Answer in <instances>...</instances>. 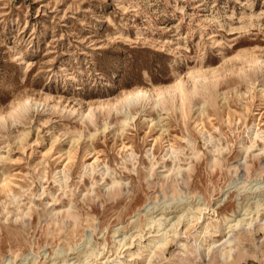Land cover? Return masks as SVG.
Wrapping results in <instances>:
<instances>
[{
	"label": "rangeland",
	"instance_id": "1",
	"mask_svg": "<svg viewBox=\"0 0 264 264\" xmlns=\"http://www.w3.org/2000/svg\"><path fill=\"white\" fill-rule=\"evenodd\" d=\"M197 73L210 82L208 102L200 87L191 103L180 91L167 98L168 108L152 98L99 105L141 84L187 85ZM262 87L264 0H0V263L12 253L20 264L42 249L48 260L62 245L68 254L61 257L72 260L70 248L94 228L100 243L105 231L114 256V227L124 225L136 246L130 216L146 203L200 193L213 204L237 177L264 180L263 141L249 151L241 142L251 143L254 122L264 128ZM26 98L33 104L10 114ZM128 113L135 118L123 128ZM209 134L215 142L205 140ZM170 145L176 166L190 167L183 176L165 174L174 163L164 156ZM96 158L90 175L85 166ZM63 168L65 188L54 178ZM112 177L124 190L107 188ZM237 192L219 213L244 199ZM146 219L139 217L144 232ZM255 231L242 234L233 260L183 254L173 241L152 264H264V224Z\"/></svg>",
	"mask_w": 264,
	"mask_h": 264
},
{
	"label": "bare ground",
	"instance_id": "2",
	"mask_svg": "<svg viewBox=\"0 0 264 264\" xmlns=\"http://www.w3.org/2000/svg\"><path fill=\"white\" fill-rule=\"evenodd\" d=\"M197 77H201L202 80L197 79ZM188 80L190 83L187 85L182 79L158 87L146 84L137 85L125 91L115 102L102 101L99 105H106L109 110L113 107H122L127 103H140L145 99L152 98L159 105L168 108L166 106L167 98H171V96L180 91L183 99L191 103L193 95L199 92L200 87L206 89L205 97L208 102L210 98L208 92L211 87L206 75L204 73L192 74L191 79ZM262 95L264 97V87H262ZM32 104L33 99L26 98L14 104L10 114L19 112L21 109L27 108ZM92 114L93 107L89 106L84 112V115L90 118ZM134 118L135 114L128 113L122 121V127L124 128ZM251 130L254 132V137H251L250 144H244L245 137H243L241 141L242 148L249 151L255 145H259L257 141L261 140L263 143L262 146H259L260 150L258 152V156H260L259 153L264 152V128L258 127V124L254 122L251 126H248L247 136L250 135ZM203 133L205 134L206 132L204 131ZM205 140L207 142H215L212 134L205 135ZM188 141L190 142V140ZM214 145L216 146L214 151L218 153L223 151L224 147H220L216 143ZM133 154L134 152H131L130 156ZM177 154L178 149L173 147V145H170L164 154L165 157L169 156L174 160L173 166L169 168L170 171L165 173L167 176L172 173L176 177L179 175L183 176L182 171L190 169V167L184 168L182 166H176L175 158ZM147 156L151 159L153 151L148 152ZM96 160L97 158L85 166V170L87 172L89 171L90 175L98 170L96 169L98 165V163L97 165L95 164ZM212 160L218 162V158L216 157L212 158ZM151 169H154V164ZM99 170H101V176L104 179L105 175L109 173V166L106 164L100 167ZM69 176V173L64 168L54 174L55 181H58L61 188L67 186ZM4 182L5 186L9 189L8 191L11 192L12 202H18V196L12 191L9 180L4 178ZM105 182L109 190L115 191L116 188L119 189L124 186L123 182L115 177H112L111 182L107 180ZM229 185L227 189L222 191L220 196L215 198L213 204H209L200 193L192 196L188 193L176 197H169L162 202V205L159 201H150L143 207H139L130 216L132 222L131 228H135L136 230L131 232L129 236H138L137 239L139 240L137 245L133 246V242L127 241L128 231L122 230L124 225L118 224L112 231L114 242L115 244L118 243L115 249L117 254L114 256H112L113 253L107 254L109 249L106 246L105 231L103 233L104 241L100 243L94 237L96 230L94 228L86 233L82 243L70 248L75 253V256L71 258L72 260L61 257L64 254H68L67 248L62 245L55 249L54 255L48 260H43L44 257L49 256L46 249H42L39 252L32 250L21 257L20 264H152L158 256L165 254L173 241L179 244L183 254H195V257L199 258L205 256L210 258L211 261L215 260L217 256L226 261L229 259L233 260L234 253L238 245L242 242V234L253 235L256 229L260 230L263 228L264 180H254L247 183L246 178L237 177ZM233 188L238 191L237 195H241L244 192V199L238 200L237 207L229 213H219L218 207L226 203L230 196V191ZM59 211L55 207L52 208V212L55 215ZM67 211L69 213L68 215L74 216L69 209ZM141 214L147 217L145 220V225L148 228L146 232L143 231L144 229H140L139 217ZM192 228L194 229L192 230ZM183 236L190 237V241L183 240ZM124 247L125 249L123 250ZM59 257L61 258L58 259ZM17 258L18 254L15 256L12 253L7 254L3 257L0 264H15Z\"/></svg>",
	"mask_w": 264,
	"mask_h": 264
}]
</instances>
